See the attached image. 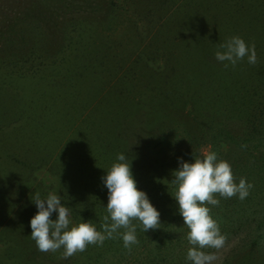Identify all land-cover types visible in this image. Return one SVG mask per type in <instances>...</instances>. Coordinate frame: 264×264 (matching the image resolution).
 I'll use <instances>...</instances> for the list:
<instances>
[{"label": "rangeland", "instance_id": "1", "mask_svg": "<svg viewBox=\"0 0 264 264\" xmlns=\"http://www.w3.org/2000/svg\"><path fill=\"white\" fill-rule=\"evenodd\" d=\"M213 4L208 0H0V264H90L85 252L61 259L63 249L56 253L37 249L31 238L30 220L38 211L32 196L38 192L46 199L53 192L68 206L69 187L85 182L76 165L87 159L88 148H71L69 141L73 123L80 124L85 112L87 124L99 118L114 133L121 128L119 134L126 136L145 134L139 132L140 120L130 119L125 128L117 122L126 107L139 114L135 91L129 94L127 86L135 73L145 69L149 76L148 52L152 50V56L162 42L163 55L190 52L192 65L205 55L207 7ZM169 15L171 19L162 25ZM244 36L260 37L258 33ZM68 42L74 54H59L62 47L56 46ZM160 79L161 87L170 88L165 76ZM179 111L191 126L190 110ZM109 133L90 136L91 146L99 150ZM180 137L178 132L176 139ZM152 141L157 146L158 136ZM185 146L183 142L177 147ZM71 154L80 162L72 161ZM57 216L53 213L51 219ZM236 246L231 241L214 251L219 256L216 264H222L225 253Z\"/></svg>", "mask_w": 264, "mask_h": 264}, {"label": "trees", "instance_id": "2", "mask_svg": "<svg viewBox=\"0 0 264 264\" xmlns=\"http://www.w3.org/2000/svg\"><path fill=\"white\" fill-rule=\"evenodd\" d=\"M208 1L214 4L207 7L209 40L205 55L204 52L202 56L195 54L198 60L192 65V53L173 51L166 57L162 54L164 43L158 48L154 45L153 55L150 50L146 58L148 62L152 57L149 76L145 69L143 73L138 72L142 75L135 73L127 86L129 94L135 91L133 99L139 114L126 107L120 111L117 122L125 128L130 119L140 120L139 132L145 134L131 132L126 136L119 134L121 128L114 133V128L108 127V123H99V118L87 124V112L80 124L72 125L70 147L88 148L85 166L84 163L80 167L76 165L85 182L68 189L71 200L67 197L69 205L66 206L72 209V224L91 221L102 231L103 217L108 215V190L102 177L118 162V154H124L131 163L138 190L147 194L160 213V228L146 233L138 220L133 221L139 243L133 245L131 251L125 249L119 235L105 240L102 246H88L85 255L90 264H186L191 247L187 240L189 229L179 214L175 200L178 185L171 183L172 173L178 170L179 159L194 163V158H203L208 151H215L218 159L230 163L237 183L240 178H246L254 185L243 201L238 197L217 196L219 206L209 205L210 215L226 237L225 243H237L225 253L222 264H264V0ZM46 15L49 20L53 17L50 12ZM170 17L166 16L162 25ZM244 33H258L260 37H251L252 40ZM233 36L243 38L249 45L255 44L256 65H250L245 57L235 68L225 69L223 63L216 60L218 45ZM168 40L171 41V37ZM56 48L61 49V55L74 54L70 42L60 43ZM164 76L170 88L159 85ZM119 98H125L123 91H119ZM185 107L190 110L189 115H193L192 127L179 115V110ZM82 126L84 128L79 130ZM97 131L114 133L101 139L99 150L94 149L88 139ZM178 132L183 138L176 139ZM157 136L159 143L154 146L152 140ZM183 142L186 143L184 148L177 147ZM71 155L72 161L80 162L77 155ZM205 251L217 252L215 249Z\"/></svg>", "mask_w": 264, "mask_h": 264}, {"label": "clouds", "instance_id": "3", "mask_svg": "<svg viewBox=\"0 0 264 264\" xmlns=\"http://www.w3.org/2000/svg\"><path fill=\"white\" fill-rule=\"evenodd\" d=\"M245 57L250 65H256L255 44L249 45L239 36L219 44L215 52L216 60L223 63L225 69L229 66L235 68ZM117 161L102 177L108 190V215L103 217L102 231H98L91 221L71 226L72 209L62 204L60 195L50 192L46 199H42L37 192L32 196L38 211L30 220L31 238L40 252L56 253L63 249L60 258L69 259L85 252L88 246H102L105 240L115 239L117 235L122 238L125 249L131 251L132 246L139 243L133 221L138 220L145 233L160 228V213L147 194L138 190L131 163L124 154H118ZM178 163L179 168L172 173L174 179L171 183L178 185L175 200L189 229L187 240L191 247L186 259L191 264H216L219 256L205 249H222L226 237L210 215L209 205L219 206L217 196L224 199L238 197L243 201L254 185L246 178H240L237 183L230 163L218 159L215 151H208L203 158H194V163L182 159ZM53 213H58L55 220L51 219ZM120 229L124 231L120 232Z\"/></svg>", "mask_w": 264, "mask_h": 264}]
</instances>
